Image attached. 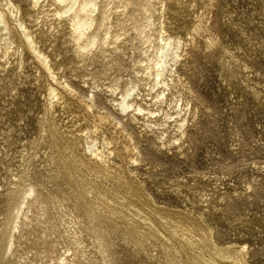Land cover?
<instances>
[{
  "label": "rangeland",
  "instance_id": "rangeland-1",
  "mask_svg": "<svg viewBox=\"0 0 264 264\" xmlns=\"http://www.w3.org/2000/svg\"><path fill=\"white\" fill-rule=\"evenodd\" d=\"M176 3L167 0L165 25L188 54L173 68L172 104L164 112L152 107L159 120L150 127L141 119L127 128L140 152L132 171L127 136L105 127L118 140L114 159L124 174L108 169L91 183L50 135L52 121L82 116V109L66 94L65 107L49 112L51 79L21 37L26 27L56 74L87 94L90 71L74 54L70 26L57 20L63 7L58 0H0L17 50L0 60V231L10 206L1 192L11 174L27 161L41 184L16 260L0 264H264V0ZM111 22L118 28L117 15ZM107 86L99 87L104 98ZM177 101L185 135L170 124Z\"/></svg>",
  "mask_w": 264,
  "mask_h": 264
},
{
  "label": "bare ground",
  "instance_id": "bare-ground-1",
  "mask_svg": "<svg viewBox=\"0 0 264 264\" xmlns=\"http://www.w3.org/2000/svg\"><path fill=\"white\" fill-rule=\"evenodd\" d=\"M40 1L33 0V3L36 5ZM58 1L63 8L58 13L57 20L60 24L66 22L70 26L74 38V54L83 58L80 63L89 69L93 84L87 85L92 90L83 94L78 89L80 83L62 80L50 60L35 46L31 32L24 27L21 37L25 48L34 55L51 79L48 87H45L49 112L53 115L56 106L65 107L68 103L66 94L74 97L82 109V116L74 114L71 119L63 120L60 124L52 121L50 135L58 143L63 158L71 168L84 172V177H89L91 183L104 176L108 169L115 168L117 174L123 175L122 163L114 159L117 157L115 145L118 140L114 135H108L104 128L110 126L112 132L118 131L121 136H127L128 143L123 147L125 167L128 171L134 170L139 163L137 155L140 152L127 128H133L141 119L144 126L150 127L153 122L151 119L159 120L158 116H151L154 113L152 107L164 112V105L172 104L168 95L171 84H175L178 78L177 70L173 68L184 53L188 54L187 49H184L185 42L167 31V0ZM173 1H177L176 5H181V8L186 2H194ZM112 15H117L118 28L114 30H111ZM20 26L23 27L22 24ZM10 31L8 16L0 7V60L9 54H17L14 41L8 37ZM127 50L129 54L125 53ZM119 52L125 56V60H115ZM22 61L19 60L20 65ZM111 70L114 71L110 72ZM112 73L115 75L111 78ZM102 85H108L111 89L110 96H101L99 87ZM178 107L179 110H175L178 117L173 118L170 124L181 132L187 120L182 104L177 101L173 109ZM162 115L167 116V113ZM57 126L59 130L55 129ZM181 133L185 135L184 130ZM109 162L113 167L108 165ZM21 166L19 171L11 174L6 189L1 192L3 198L10 203L7 218L0 231L1 261L6 257L9 260L14 257L13 260H16L21 230L29 226L30 216L35 213L33 208L41 196V184L34 178L27 161ZM98 188L101 194L106 193L99 185Z\"/></svg>",
  "mask_w": 264,
  "mask_h": 264
}]
</instances>
